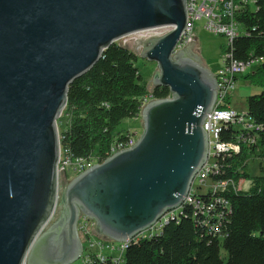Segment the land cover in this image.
<instances>
[{
  "label": "water",
  "instance_id": "water-1",
  "mask_svg": "<svg viewBox=\"0 0 264 264\" xmlns=\"http://www.w3.org/2000/svg\"><path fill=\"white\" fill-rule=\"evenodd\" d=\"M186 24V0H0V264L79 261L80 215L127 243L183 206L208 160L202 126L217 93L194 43L177 49ZM160 27L172 29L127 45L170 96L142 108L133 146L60 185L69 86L110 45Z\"/></svg>",
  "mask_w": 264,
  "mask_h": 264
},
{
  "label": "trees",
  "instance_id": "trees-1",
  "mask_svg": "<svg viewBox=\"0 0 264 264\" xmlns=\"http://www.w3.org/2000/svg\"><path fill=\"white\" fill-rule=\"evenodd\" d=\"M254 7L236 17L249 34L233 42L232 57L261 59L248 76L260 92L245 99L244 125H224L219 137L237 144L238 152L217 157L208 184L194 190V203L183 206L182 215L151 238L131 242L120 263L264 264V170L260 164L261 175L250 178L247 172L248 160L264 161V0H255ZM136 62L133 52L114 43L69 86L61 115L67 125L59 136L66 155L105 160L113 141L130 132L117 131L118 126L140 116L146 95L155 100L170 96L168 88H149ZM246 179L250 184L243 190ZM220 183L224 187H216ZM57 216L58 211L54 220ZM86 264L119 263L112 257L102 263L92 255Z\"/></svg>",
  "mask_w": 264,
  "mask_h": 264
},
{
  "label": "built area",
  "instance_id": "built-area-1",
  "mask_svg": "<svg viewBox=\"0 0 264 264\" xmlns=\"http://www.w3.org/2000/svg\"><path fill=\"white\" fill-rule=\"evenodd\" d=\"M254 4L255 0H186L187 24L177 49H182L188 45V43L193 42L191 36L194 29L198 26L209 34L222 37L225 41V48L223 63L221 67L213 73L217 83L216 102L202 126L208 138V160L197 173L190 193L183 206L193 204L194 190L208 184L209 173L216 167V158L236 153L239 150L237 144L224 143L220 141L219 137L222 126L244 125L247 118L246 112L238 113L231 109L228 99H230L231 94L235 90L237 78L243 75L248 68L254 65L258 66L261 63V59L259 58L241 62L232 57L233 42L241 36H247L248 33L242 27L241 23L238 22L236 17L240 15L241 12L246 11V9L254 10ZM168 28L170 27L154 28L136 34H140V40H145L153 36L160 37L165 35L166 33L162 30ZM145 34H148L147 37ZM153 100L155 99L152 98L150 93L146 95L143 99L141 110L148 102ZM136 141L137 136L134 131L126 134L124 140H114L107 158L114 153L130 148ZM103 161V159L95 156L73 159L70 155H66L60 148L57 164L58 179L62 176L64 180L68 181V173H71L72 177H76ZM224 185V183H220L216 187L221 188L224 187ZM183 206L178 210L167 213L150 230L141 233L127 243L113 242L98 235L95 232L94 221L80 215L77 222V231L82 243V254L79 261H81V264H86L91 256L95 255L102 263L107 257H112L114 261L120 263L126 248L131 242L137 241L139 238H151L168 224L169 221H173L175 218L181 216Z\"/></svg>",
  "mask_w": 264,
  "mask_h": 264
},
{
  "label": "rangeland",
  "instance_id": "rangeland-1",
  "mask_svg": "<svg viewBox=\"0 0 264 264\" xmlns=\"http://www.w3.org/2000/svg\"><path fill=\"white\" fill-rule=\"evenodd\" d=\"M198 25H201V24H198ZM170 30L171 29L168 28L162 31L167 34ZM147 35L148 34H145L146 37ZM139 37H140V34H133L131 36L118 40L116 44L123 46L134 53V51L130 47H128L127 44L132 40L141 41ZM191 37L193 40L196 41L197 47L199 48L200 54L202 58L204 59L205 63L208 65L209 69L212 70L211 72L214 73L219 67H221L223 63V54H224V48H225L224 39L220 36H215V35L205 32L204 30L201 29L200 26L194 29ZM134 54L137 56L136 67L138 68L139 73L142 75L144 81L147 83V86L149 88H153V86L151 85V79L153 75L155 74V72H157L156 64L153 62H148L147 60L141 59L140 55L136 53ZM250 73H251V70H249L248 75ZM246 74L247 73L243 74L242 77H244ZM241 81L238 82L237 86L240 85ZM252 88L259 89L258 86H254V85L250 87V89ZM233 105L235 106L233 109L236 110L237 112L239 113L245 112L244 111L245 110L244 109L245 108L244 107L245 106L244 97L235 96ZM66 125H67V119L64 118L63 116L62 117L60 116V118L57 120V130H58L59 136H60V133L66 127ZM136 126L139 128L137 131H135V134L138 139L141 133V130H142V121H141L140 116L136 120H125L121 122L117 128V131L123 132L128 127H136ZM260 164L264 170V161H261L256 158L248 160L247 172L250 178L261 175V172L259 170ZM71 175H72L71 173H68V181L64 180L62 176H60L59 184L62 186H65L71 179H73L74 176L72 177ZM249 184H250L249 179L244 180L242 182V189L247 190L249 187ZM224 256H225V253H224ZM73 264H81V261H76ZM119 264H122V263H119Z\"/></svg>",
  "mask_w": 264,
  "mask_h": 264
},
{
  "label": "crops",
  "instance_id": "crops-1",
  "mask_svg": "<svg viewBox=\"0 0 264 264\" xmlns=\"http://www.w3.org/2000/svg\"><path fill=\"white\" fill-rule=\"evenodd\" d=\"M193 43H194V49H193L194 50V53H196V55L202 61L201 64L204 67H206L209 71H212V70L209 69L208 65L205 63L204 59L202 58V56L200 54V51H199V48L197 47V44H196V41L195 40H193ZM256 69H257V65H254V66H252V67H250V68L247 69V71L245 72L247 74L244 77H242V75H241L240 77L237 78L235 90L231 94L230 99H229V106H230L231 109H233L235 107L233 105L235 96H242V97H244L246 99L248 96H251V95H254V94H258L260 92L259 89H255V88L250 89V87L252 86V84H251L250 80L247 78L249 75H253L255 73ZM249 70H251V73L248 75ZM241 80H243V81H241ZM239 81H241L240 82V85L237 86V84H238ZM244 107H245L244 108L245 109L244 111L246 112V104H245ZM138 129L139 128L137 126L136 127H128V128H126L125 131H130V132H133L134 131L135 132ZM125 131H123V132H125Z\"/></svg>",
  "mask_w": 264,
  "mask_h": 264
},
{
  "label": "bare ground",
  "instance_id": "bare-ground-1",
  "mask_svg": "<svg viewBox=\"0 0 264 264\" xmlns=\"http://www.w3.org/2000/svg\"><path fill=\"white\" fill-rule=\"evenodd\" d=\"M116 44V43H115Z\"/></svg>",
  "mask_w": 264,
  "mask_h": 264
}]
</instances>
